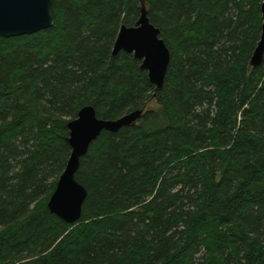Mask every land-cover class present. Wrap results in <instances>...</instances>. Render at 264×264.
<instances>
[{
  "label": "trees",
  "instance_id": "trees-1",
  "mask_svg": "<svg viewBox=\"0 0 264 264\" xmlns=\"http://www.w3.org/2000/svg\"><path fill=\"white\" fill-rule=\"evenodd\" d=\"M141 1L53 0L52 28L0 38V264H264V0H143L171 52L162 91L113 56ZM85 106L146 109L90 145L68 225L48 202Z\"/></svg>",
  "mask_w": 264,
  "mask_h": 264
},
{
  "label": "water",
  "instance_id": "water-1",
  "mask_svg": "<svg viewBox=\"0 0 264 264\" xmlns=\"http://www.w3.org/2000/svg\"><path fill=\"white\" fill-rule=\"evenodd\" d=\"M53 0H0V38L12 39L31 36L52 28ZM261 38L250 61L255 68L264 60V3L261 6ZM125 52L132 54L147 72L148 79L157 90L162 91L171 63V52L161 38V31L150 21L145 2L141 1V13L132 27L122 26L113 48V56ZM145 107L117 120L98 118L92 106L83 107L75 120L68 123V143L71 155L67 166L57 182L48 202L49 211L68 225L78 224L82 219L83 205L88 196L86 188L76 180L81 159L90 145L103 132L117 133L123 128L135 126L142 118Z\"/></svg>",
  "mask_w": 264,
  "mask_h": 264
},
{
  "label": "rangeland",
  "instance_id": "rangeland-1",
  "mask_svg": "<svg viewBox=\"0 0 264 264\" xmlns=\"http://www.w3.org/2000/svg\"><path fill=\"white\" fill-rule=\"evenodd\" d=\"M156 106H157V105H156V102H154L153 104H151V105L149 106V108H150V109H154V108H156ZM150 109H149V110H150Z\"/></svg>",
  "mask_w": 264,
  "mask_h": 264
}]
</instances>
